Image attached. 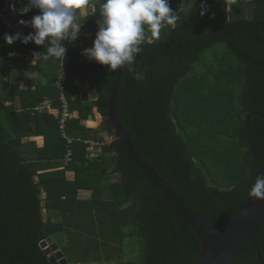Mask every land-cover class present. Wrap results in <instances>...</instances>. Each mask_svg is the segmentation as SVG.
Here are the masks:
<instances>
[{
    "label": "trees",
    "instance_id": "1",
    "mask_svg": "<svg viewBox=\"0 0 264 264\" xmlns=\"http://www.w3.org/2000/svg\"><path fill=\"white\" fill-rule=\"evenodd\" d=\"M205 2L208 11L201 15ZM10 3L20 9L28 0H0V264H52L41 247L49 237L68 264H192L201 250L198 236L134 164L121 140L90 159L82 141L69 143L62 136L61 89L55 84L61 73L71 111L67 133L115 135L109 104L116 72L81 54L96 38L98 4L97 14L87 17L80 31L89 35L64 41V62L41 60L33 67L32 53L46 52V45L7 44L5 34L35 32L7 22L3 12L11 11ZM169 3L181 17L178 26L163 28L159 42L143 45L134 67L144 80L124 67L117 114L139 155L192 211L216 226L264 176V162L249 148L245 124L252 111L264 115V0H237L229 7L224 0ZM11 13L17 21L41 14L36 8ZM10 52L17 55L10 58ZM31 71L48 83L27 78ZM76 81L89 83L98 99L84 101ZM46 99L52 100L51 110H36ZM94 107L104 118L96 131L87 123ZM250 123L264 156V119L252 116ZM38 136L42 145L31 139ZM68 149L72 160L66 163ZM70 170L73 178L67 176ZM85 190L89 197L80 195ZM256 239L264 258V227ZM128 249L134 253L129 259ZM257 261V250L248 242L230 264Z\"/></svg>",
    "mask_w": 264,
    "mask_h": 264
},
{
    "label": "clouds",
    "instance_id": "2",
    "mask_svg": "<svg viewBox=\"0 0 264 264\" xmlns=\"http://www.w3.org/2000/svg\"><path fill=\"white\" fill-rule=\"evenodd\" d=\"M224 2L226 7L237 4V0ZM97 4L100 19L96 38L93 46L81 54L109 66L111 72L127 67L134 79L144 80L145 74L137 72L134 67L143 45L159 42L163 38L162 29L171 26L174 30L181 19L171 8L169 0H105L103 3L98 0H28L27 6L20 9L10 3L14 13L24 15L36 8L41 14L33 16L30 21H18L35 29L34 34H5L4 39L8 45L17 40L25 45L30 41L46 45V52L32 53L33 67L41 60L45 63L52 59L64 62L67 52L64 41L74 42L78 38L85 19L97 14ZM201 8L200 14L204 15L208 11L207 3H202ZM8 55L14 58L17 54L10 52ZM26 77L45 85L48 83L39 71L27 72ZM249 195L255 200H264V176L256 178Z\"/></svg>",
    "mask_w": 264,
    "mask_h": 264
},
{
    "label": "water",
    "instance_id": "3",
    "mask_svg": "<svg viewBox=\"0 0 264 264\" xmlns=\"http://www.w3.org/2000/svg\"><path fill=\"white\" fill-rule=\"evenodd\" d=\"M3 17L14 28L18 30L23 28V26L15 20L9 9L4 10ZM123 71L124 68H121L116 72L110 94L109 119L115 132L113 138L122 141L134 164L157 185L198 236L201 243V250L192 264H230L235 254L248 242L255 246L258 255V261L251 264H264V258L261 255L256 239L257 234L264 227V200H255L249 196L228 218L216 226H212L205 217L192 211L170 187L160 173L139 155L135 149V144L120 122L117 114V102ZM84 86V88L90 89L89 83H85ZM98 94V91L92 88V94L90 95L91 99H97ZM252 116L264 119V115L258 111H252L245 117L249 148L257 159L264 162V156L259 153L254 143L250 123ZM104 136L106 140H110L111 136L108 132H104ZM117 177L118 175L114 174V180H117ZM7 201L8 197L5 199V202ZM43 205L46 206V202H44ZM43 211L46 212V209H43ZM44 218L45 220L48 219L47 213H44ZM41 247L49 256V260L52 264L69 263L54 237H49L42 241Z\"/></svg>",
    "mask_w": 264,
    "mask_h": 264
},
{
    "label": "built area",
    "instance_id": "4",
    "mask_svg": "<svg viewBox=\"0 0 264 264\" xmlns=\"http://www.w3.org/2000/svg\"><path fill=\"white\" fill-rule=\"evenodd\" d=\"M55 84L58 85L61 89L60 100L62 104V114L59 120V125L61 128L62 136L66 138L69 143H71L73 140L82 141L87 146V152H88L87 156L90 159H94L101 156L103 154V150L105 146L114 140L113 135L110 137L109 141L106 140L103 132H100L98 136H89V137L70 136L67 133L66 126L69 118L71 117V111H70L69 100L65 94V85H64V78L62 73L55 82ZM51 108H52V100L46 99L36 107V110L48 111L51 110ZM71 160H72V150L68 149L65 162L68 163Z\"/></svg>",
    "mask_w": 264,
    "mask_h": 264
},
{
    "label": "crops",
    "instance_id": "5",
    "mask_svg": "<svg viewBox=\"0 0 264 264\" xmlns=\"http://www.w3.org/2000/svg\"><path fill=\"white\" fill-rule=\"evenodd\" d=\"M9 1H11V0H9ZM82 34H84V36H88L89 35V33H82ZM84 43H85V41L84 40H82L81 41V45H84ZM76 84H79L80 85V87H81V89H82V92H81V98L84 100V101H95V100H97V99H91V97H90V95L92 94V88L90 87V89H86V88H84L85 86H84V84L85 83H81V82H79V81H76ZM98 97H99V94H98ZM16 104H17V106H19L20 105V100H19V98H17V100H16ZM19 108V107H18ZM103 121H104V118L102 117V115L100 114V112L98 111V109H97V107H94V117H92V118H90L89 120H88V126L94 131H96L100 126H101V124L103 123ZM100 134V132H98L97 133V135H99ZM31 139H37V141H38V143L40 144V145H42L43 144V138H42V136H38V137H32ZM74 175H75V173H74V171H72V170H70V171H68L67 172V176H68V178H73L74 177ZM44 195H45V193H44ZM81 196H83V197H89L90 196V192L89 191H87V190H85V191H82L81 192V194H80ZM46 196V195H45ZM54 217L56 218V219H58L59 217H60V215L59 214H54Z\"/></svg>",
    "mask_w": 264,
    "mask_h": 264
},
{
    "label": "rangeland",
    "instance_id": "6",
    "mask_svg": "<svg viewBox=\"0 0 264 264\" xmlns=\"http://www.w3.org/2000/svg\"><path fill=\"white\" fill-rule=\"evenodd\" d=\"M80 37L84 36V34H82L81 32L78 34ZM43 198L45 197V195L42 196ZM44 212V211H43ZM46 213V212H44ZM134 257V253H131L130 250L128 249V252H127V258H132ZM78 264H86V263H78ZM87 264H107V263H100V262H92V263H87ZM115 264V263H113ZM130 264H135V263H130Z\"/></svg>",
    "mask_w": 264,
    "mask_h": 264
}]
</instances>
